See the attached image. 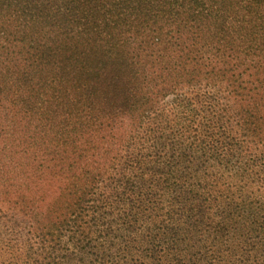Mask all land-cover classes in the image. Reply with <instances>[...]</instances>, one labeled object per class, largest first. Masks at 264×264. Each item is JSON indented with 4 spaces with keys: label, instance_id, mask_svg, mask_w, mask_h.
<instances>
[{
    "label": "trees",
    "instance_id": "1",
    "mask_svg": "<svg viewBox=\"0 0 264 264\" xmlns=\"http://www.w3.org/2000/svg\"><path fill=\"white\" fill-rule=\"evenodd\" d=\"M0 264H264V0H0Z\"/></svg>",
    "mask_w": 264,
    "mask_h": 264
},
{
    "label": "rangeland",
    "instance_id": "2",
    "mask_svg": "<svg viewBox=\"0 0 264 264\" xmlns=\"http://www.w3.org/2000/svg\"><path fill=\"white\" fill-rule=\"evenodd\" d=\"M5 164H11V163H5ZM18 183H20V182H18Z\"/></svg>",
    "mask_w": 264,
    "mask_h": 264
}]
</instances>
